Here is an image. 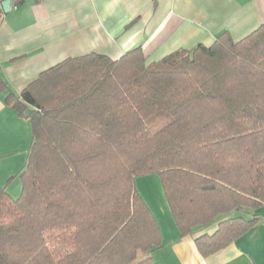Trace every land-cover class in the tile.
Listing matches in <instances>:
<instances>
[{"label": "trees", "instance_id": "16d2710c", "mask_svg": "<svg viewBox=\"0 0 264 264\" xmlns=\"http://www.w3.org/2000/svg\"><path fill=\"white\" fill-rule=\"evenodd\" d=\"M5 91L31 142L19 197L14 177L0 187V264H157L160 228L135 185L150 175L180 237L217 222L194 241L203 258L258 223L238 215L264 208V25L157 62L141 47L66 59L21 97L0 77Z\"/></svg>", "mask_w": 264, "mask_h": 264}, {"label": "crops", "instance_id": "0c3cea01", "mask_svg": "<svg viewBox=\"0 0 264 264\" xmlns=\"http://www.w3.org/2000/svg\"><path fill=\"white\" fill-rule=\"evenodd\" d=\"M4 1L0 77L18 97L66 59L118 60L141 47L148 63L157 62L178 49L211 46L225 31L238 42L264 25V0H23L8 13ZM6 93H0V187L14 177L7 191L15 199L31 133L29 122L4 105ZM150 204L162 236L161 248L148 255L157 264H264V208L246 214L259 221L244 236L203 258L194 241L213 234L217 222L180 237L168 206Z\"/></svg>", "mask_w": 264, "mask_h": 264}, {"label": "rangeland", "instance_id": "374dc122", "mask_svg": "<svg viewBox=\"0 0 264 264\" xmlns=\"http://www.w3.org/2000/svg\"><path fill=\"white\" fill-rule=\"evenodd\" d=\"M15 184H17L18 188L20 187V190H21V183H20L19 178L15 180ZM135 185H136L137 191L139 192V194L141 195L145 203L147 202L150 206H151L150 204L151 202L154 204L158 203V204L165 205V207H167L166 201H165V198L162 192L161 182L157 175H150V176L136 178ZM20 192L16 198L19 197ZM251 212L252 210H247V213H251ZM238 216H243L244 218H247V219L249 218L247 217L248 215L239 214ZM146 256H147L146 254H139L138 261L146 258Z\"/></svg>", "mask_w": 264, "mask_h": 264}, {"label": "water", "instance_id": "95a60500", "mask_svg": "<svg viewBox=\"0 0 264 264\" xmlns=\"http://www.w3.org/2000/svg\"><path fill=\"white\" fill-rule=\"evenodd\" d=\"M12 3H13L12 0H6L1 3V7L4 13H8L10 11Z\"/></svg>", "mask_w": 264, "mask_h": 264}]
</instances>
